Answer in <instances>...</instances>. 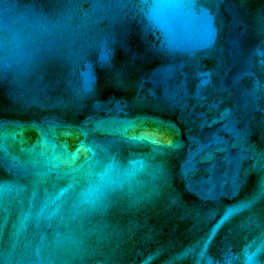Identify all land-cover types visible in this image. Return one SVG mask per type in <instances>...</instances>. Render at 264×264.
Instances as JSON below:
<instances>
[{
  "label": "water",
  "instance_id": "95a60500",
  "mask_svg": "<svg viewBox=\"0 0 264 264\" xmlns=\"http://www.w3.org/2000/svg\"><path fill=\"white\" fill-rule=\"evenodd\" d=\"M0 264H264V0H0Z\"/></svg>",
  "mask_w": 264,
  "mask_h": 264
}]
</instances>
